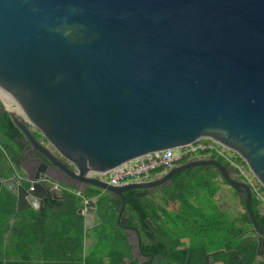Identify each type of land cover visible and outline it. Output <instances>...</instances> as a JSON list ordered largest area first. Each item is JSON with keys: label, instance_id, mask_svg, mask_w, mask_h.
I'll use <instances>...</instances> for the list:
<instances>
[{"label": "water", "instance_id": "1", "mask_svg": "<svg viewBox=\"0 0 264 264\" xmlns=\"http://www.w3.org/2000/svg\"><path fill=\"white\" fill-rule=\"evenodd\" d=\"M0 88L50 145L41 153L51 168L0 178L17 211L64 198L54 183L99 189L121 200L117 224L135 261L142 238L128 223L125 193L154 192L179 171L212 165L244 194L262 231L252 185L213 156L123 185L99 175L208 138L240 156L264 187V0H0Z\"/></svg>", "mask_w": 264, "mask_h": 264}, {"label": "trees", "instance_id": "2", "mask_svg": "<svg viewBox=\"0 0 264 264\" xmlns=\"http://www.w3.org/2000/svg\"><path fill=\"white\" fill-rule=\"evenodd\" d=\"M212 156L232 166L224 157ZM236 157L247 167L240 156ZM162 170L159 168L153 174ZM221 179L224 180L216 167L201 165L175 173L171 183L160 189L159 200L146 189H131L125 193L128 220L139 226L145 236L153 233L148 220L158 223L159 229L154 232L165 235L161 252L169 259L176 260L168 247L170 244L182 237L195 238L190 257L193 263L199 259L200 241L205 235H209L210 240L225 237L234 226L229 215L217 204ZM260 190L264 187L261 186ZM100 193L95 188L86 194H78L74 189L65 190L64 198L47 199L41 211H17L15 197L8 195V199L0 202V264H137L132 259L128 234L117 224L121 200ZM88 198L95 202L92 211L98 223L91 229L95 243L85 254L86 225L81 210ZM242 202L245 205V200ZM260 204L261 198L257 191H253L252 208L258 221L264 225ZM7 233L10 237H6ZM144 247L153 251L155 246L149 242L144 243ZM254 253L255 250H247L248 261ZM174 254L187 260L183 251Z\"/></svg>", "mask_w": 264, "mask_h": 264}, {"label": "flooded vegetation", "instance_id": "3", "mask_svg": "<svg viewBox=\"0 0 264 264\" xmlns=\"http://www.w3.org/2000/svg\"><path fill=\"white\" fill-rule=\"evenodd\" d=\"M14 116L21 120L25 131L15 124ZM27 130L29 132H27ZM47 146L50 147L46 138L35 126L30 124L29 119L26 117L23 109L14 96L0 88V178L4 181L6 180V182H10V180L17 175H21L25 170H28L29 173L32 174L44 166L46 170L51 168V166L46 164L44 156L41 153L42 148ZM52 171L55 174L57 173L56 168H53ZM239 178L243 179L241 175ZM54 186L62 188V186L57 183H54ZM164 187L158 186L154 192H149L148 190L147 192L150 195H155L159 200L162 194L160 189ZM233 189L240 195L241 203L243 204L242 199L244 194L240 193L234 187ZM8 195L12 196L13 194L7 189V186L2 184L0 189V202L8 199ZM45 202L43 203V208ZM217 204L221 210L225 211L230 216L229 219H231L230 221L234 226L225 237L218 236L214 238V240H210V236L205 235L204 240L200 241V248L202 251L199 254L198 260L193 263L190 261V257L193 255L191 251L196 241L195 238L190 236L182 237L176 240L177 244L172 243L168 246L171 247L172 256L176 257V260L175 258L169 259L166 257V255L162 253V248L164 247L162 238L165 237V235L154 232L159 229L158 223L154 221V224L152 222L151 225L153 233H148L147 236H145L139 228L142 238V250L134 262H137V264H264V225L258 221L262 231L254 229V225L249 220V216H247V218L245 217L247 209L244 204L241 209L237 206H226V203L221 204L219 199L217 200ZM31 209L34 208L26 210ZM261 213L264 214V210H262ZM128 223L131 224L129 220ZM239 227H241V230ZM149 242L155 246L153 251H149L144 247V243ZM248 249L252 251L255 250L251 261H248ZM182 251L187 255L186 261L178 257V254H174L176 252L182 253Z\"/></svg>", "mask_w": 264, "mask_h": 264}, {"label": "built area", "instance_id": "4", "mask_svg": "<svg viewBox=\"0 0 264 264\" xmlns=\"http://www.w3.org/2000/svg\"><path fill=\"white\" fill-rule=\"evenodd\" d=\"M212 155L224 157L233 167L240 170V175L245 177L244 180L250 181L245 166L237 161V155L208 138H202L180 147L148 153L118 166L108 176L103 174L99 176L110 184L123 185L131 181L150 179L155 175L164 174L177 164ZM159 168L163 169L162 172L154 175L153 172ZM77 193L81 192L77 191Z\"/></svg>", "mask_w": 264, "mask_h": 264}, {"label": "rangeland", "instance_id": "5", "mask_svg": "<svg viewBox=\"0 0 264 264\" xmlns=\"http://www.w3.org/2000/svg\"><path fill=\"white\" fill-rule=\"evenodd\" d=\"M245 169L247 171L248 177L250 178L249 182L252 184L253 191H257L258 197L261 198V204H260L259 208L262 211V210H264V190H260V187L262 185L254 177V175L251 173V171L249 170L248 167H245ZM219 202L221 204L226 203V206L227 205L232 206V207L237 206L240 209L243 205L241 203L240 195L235 192V190L233 189L232 186H230L228 183L224 182V180H222V179H221V191L219 194Z\"/></svg>", "mask_w": 264, "mask_h": 264}, {"label": "crops", "instance_id": "6", "mask_svg": "<svg viewBox=\"0 0 264 264\" xmlns=\"http://www.w3.org/2000/svg\"><path fill=\"white\" fill-rule=\"evenodd\" d=\"M62 189L64 190V192L65 190H70L69 188L66 189L65 187H62ZM93 207H94L93 203H90L89 208L86 207L82 209V212L85 214V225H86V237L84 240L85 242V252L84 253L85 254L88 252V249L95 243V240L93 237L94 233L91 229L93 228V226H95L98 223V218L96 214L93 213L92 211ZM87 211H89L88 214H87ZM86 214H87V221H86ZM13 220L14 219H12L11 222H13ZM6 237H10L9 233L6 234Z\"/></svg>", "mask_w": 264, "mask_h": 264}]
</instances>
